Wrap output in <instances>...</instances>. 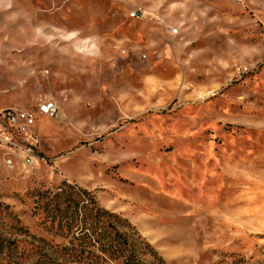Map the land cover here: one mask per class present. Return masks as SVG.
<instances>
[{"label":"rangeland","instance_id":"rangeland-1","mask_svg":"<svg viewBox=\"0 0 264 264\" xmlns=\"http://www.w3.org/2000/svg\"><path fill=\"white\" fill-rule=\"evenodd\" d=\"M44 100L0 264H264V0H0V111Z\"/></svg>","mask_w":264,"mask_h":264},{"label":"built area","instance_id":"built-area-1","mask_svg":"<svg viewBox=\"0 0 264 264\" xmlns=\"http://www.w3.org/2000/svg\"><path fill=\"white\" fill-rule=\"evenodd\" d=\"M241 1V0H236ZM132 18H140L134 12ZM59 107L55 101L44 100L38 104L36 112L25 110L0 111V147L6 150V156H19L28 167L47 164L46 158L40 153L39 136L35 132L39 117L56 118ZM7 164L12 167V159Z\"/></svg>","mask_w":264,"mask_h":264},{"label":"trees","instance_id":"trees-1","mask_svg":"<svg viewBox=\"0 0 264 264\" xmlns=\"http://www.w3.org/2000/svg\"><path fill=\"white\" fill-rule=\"evenodd\" d=\"M12 244L13 243H8L7 246H6V248L10 250V248H11L10 246H12ZM7 253L10 255V253L8 251H7Z\"/></svg>","mask_w":264,"mask_h":264}]
</instances>
